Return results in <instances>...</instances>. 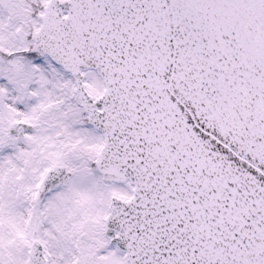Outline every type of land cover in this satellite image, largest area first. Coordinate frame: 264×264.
<instances>
[{
    "label": "snow or ice",
    "instance_id": "obj_1",
    "mask_svg": "<svg viewBox=\"0 0 264 264\" xmlns=\"http://www.w3.org/2000/svg\"><path fill=\"white\" fill-rule=\"evenodd\" d=\"M0 264H264V0H0Z\"/></svg>",
    "mask_w": 264,
    "mask_h": 264
}]
</instances>
